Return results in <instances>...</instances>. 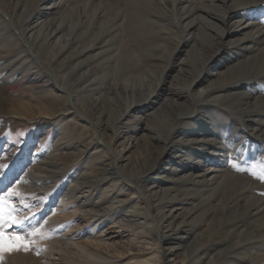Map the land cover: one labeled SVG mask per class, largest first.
Wrapping results in <instances>:
<instances>
[{
  "label": "rangeland",
  "instance_id": "374dc122",
  "mask_svg": "<svg viewBox=\"0 0 264 264\" xmlns=\"http://www.w3.org/2000/svg\"><path fill=\"white\" fill-rule=\"evenodd\" d=\"M42 1L0 0V200L20 222L5 230L29 244L0 264H264V22L249 51L234 43L243 26L222 42L218 30L234 4L264 0ZM138 8L151 36L131 54ZM229 70L242 101L213 102ZM170 136L186 156L174 147L142 175ZM227 160L235 171L205 172ZM170 207L164 239L156 219Z\"/></svg>",
  "mask_w": 264,
  "mask_h": 264
},
{
  "label": "bare ground",
  "instance_id": "6f19581e",
  "mask_svg": "<svg viewBox=\"0 0 264 264\" xmlns=\"http://www.w3.org/2000/svg\"><path fill=\"white\" fill-rule=\"evenodd\" d=\"M45 0H43L42 2H44ZM127 1L128 0H125V3H127ZM179 1V0H178ZM141 1L140 0H135L134 1V3H135V5H137L138 3H140ZM142 3H140L139 5H141ZM214 4V3H213ZM144 6V5H143ZM214 6V5H213ZM246 5H240L239 3H236V4H234V7H232L233 8V13L231 12V13H229V14H227V12L226 13H224V19H225V27H226V30L224 31H222L219 27H218V30H220L222 33H221V36H220V38H219V42H222V41H227V40H230L231 38H233L236 34H239L240 32H239V30H238V28L240 27V26H243V28H244V30H246V32H245V35H244V40L245 41H243V42H241L242 40H236V42H234L235 43V45H236V49L238 50V51H249V49L248 48H251V45H252V43L254 42L255 43V41L257 42V38H260L261 36H263V35H261L262 34V32L260 31V24H262L263 22H264V9H262V8H259L261 5H260V3H251V4H249L248 6H250L251 7V11L250 12H248V11H246L245 9H246V7H245ZM184 7V6H183ZM214 7H218V6H214ZM262 7V6H261ZM38 9V8H37ZM122 9V8H121ZM182 9V8H181ZM237 9H239L238 11H237ZM39 10V9H38ZM119 10V9H118ZM128 10V9H127ZM177 10H178V8H177ZM248 12V13H247ZM245 14H247L249 17H248V19L243 23V24H241L242 23V19H244L245 18ZM38 15V14H37ZM246 15V16H247ZM132 16V15H131ZM133 16H134V20H135V22L132 24L133 25V29H134V33H132L131 35H128V44H126V45H129V49H131L132 51H130V52H132L131 54H135L137 51H139V49H140V45L142 44V43H145L146 42V40L147 39H149L150 38V36H151V33H150V31L149 30H146L145 28H144V22H146V19H147V23L150 25V23H149V19H150V16L149 15H147V14H145V13H143V11H142V8H138V10H134L133 11ZM242 17V18H241ZM183 19H182V22H181V25H183V32H185V33H188L191 29H190V27H191V25L188 23V21H189V19H188V21H187V18H185V17H182ZM190 22V21H189ZM121 24V23H120ZM154 25L156 24V23H153ZM120 26H122V25H120ZM151 26V25H150ZM264 26V25H263ZM121 28H123V27H121ZM31 29V28H30ZM259 29V30H258ZM29 30V29H28ZM264 30V29H263ZM262 30V31H263ZM171 33V32H170ZM33 35V34H32ZM173 36V35H172ZM31 37V34L30 35H28L27 37L25 36V38H26V40H29V38ZM185 39V38H184ZM138 40H140V42L139 43H136V41H138ZM172 41H173V39H172ZM148 42V41H147ZM174 42V41H173ZM184 42V41H183ZM187 42V41H186ZM136 44H138V48H135V45ZM93 47V46H92ZM128 47V46H127ZM144 47H146V46H144ZM118 49V48H117ZM143 49V48H142ZM117 51V50H116ZM140 52H138V53H136V54H139ZM105 54V56H107V52L106 53H104ZM110 56V55H109ZM112 56V55H111ZM113 56H115V58H116V54H114ZM142 56H144V55H142ZM140 57V56H139ZM104 58V57H103ZM113 59H114V57H112ZM129 58V57H128ZM107 59H111V58H107ZM142 59V58H141ZM104 60H105V58H104ZM144 61V60H143ZM120 62V61H119ZM123 62V61H122ZM128 63V62H127ZM132 63V62H131ZM145 63H146V61H145ZM101 64V63H100ZM111 64V63H110ZM109 64V65H110ZM125 64V63H124ZM104 65V64H103ZM102 65V66H103ZM108 65V64H107ZM108 65V66H109ZM119 65V64H118ZM112 66V65H111ZM114 66V65H113ZM113 66H112V70H113ZM104 67V66H103ZM117 67V66H116ZM144 67V66H143ZM105 68H107V67H105ZM109 69H110V67H109ZM141 69V68H140ZM104 70V69H103ZM107 70V69H106ZM106 70H104V71H106ZM232 70V69H231ZM231 70H229V71H227L226 73H224L223 75H222V79L220 80V84H222L221 86H219L218 88H219V90H215V89H211L210 88V86L213 84V82H209L208 83V85L206 86V87H203L202 89H201V94H203V93H205L206 91H209V90H212V91H216V92H212V95L210 96V98H211V100H213V102H216L217 100H220L221 98H223V97H236V99H238V100H241L242 101V99L240 98L242 95H240V93H239V91L241 90V89H244L243 87H242V85H241V83L239 82V81H230V82H227V83H224L228 78H225L226 77V75H227V73L228 72H230ZM108 71H110V70H108ZM136 72H138V71H136ZM135 73V72H134ZM141 73H143V72H141ZM107 74V73H106ZM130 74H132V72L130 73ZM130 74L128 75V76H130ZM140 74V73H139ZM218 74V73H217ZM259 77H258V81H260L261 79H264V70L263 71H260L259 72ZM202 77H200V78H197V79H195L192 83H191V85L189 86V88L187 87V90L189 89V91H190V93H191V91L193 92V86L194 87H196L202 80ZM51 79L49 78V76H47V81H50ZM127 80H129V79H127ZM126 80V81H127ZM125 81V82H126ZM264 82V81H263ZM50 88H49V91H48V93L49 94H53L54 96L56 95L57 96V98H59V95L58 94H56L55 93V91H57L58 93H60V94H62V95H64V93H63V90L58 86V84H57V80H56V84H55V87H52L51 85H48ZM56 88V89H55ZM230 92H234V93H230ZM209 93V92H208ZM155 93H154V90H152V92L149 94V97L148 98H150V96H152V95H154ZM206 95H207V93H206ZM260 96V95H259ZM148 98H146V100H144V101H142V102H140V103H143V104H140V103H137V102H132V103H130L128 106H127V112H126V116H128V115H130L131 113H133V112H135L136 111V109H138L139 107H143V105L146 103V101L148 100ZM208 98V97H207ZM78 100V98H76V101ZM255 100V99H254ZM72 101H73V98H72ZM244 101V100H243ZM68 102V101H67ZM149 102V101H148ZM173 102L176 104L177 103V100L176 99H173ZM139 104V105H138ZM250 104V103H249ZM246 105V104H245ZM256 105V104H255ZM203 107H205L204 106V104H203ZM208 109H214L213 107H210V106H206ZM247 108H248V106H246ZM142 109V108H141ZM264 109H259V110H257V111H263ZM140 111V110H139ZM143 111V110H142ZM232 111V110H231ZM256 112V111H255ZM140 113V112H139ZM233 115L234 116H236V114L235 113H233ZM126 116H124V117H126ZM182 121V120H181ZM82 124H84V127H87V124L86 123H84V122H82ZM97 127V126H96ZM97 129H98V127H97ZM262 131V130H261ZM98 132H100V131H98ZM119 134V133H118ZM117 133H116V135H114L113 134V136H119ZM251 134V133H250ZM261 136H263V135H261V134H258L257 135V138H262ZM120 137V136H119ZM264 137V136H263ZM39 141H36L35 143H36V145L37 146H39L37 143H38ZM40 143V142H39ZM166 143H168V144H166ZM185 143L186 142H179V143H175V141H173V139H172V137L170 136L169 137V139H167V140H165V142H164V146H163V153H161V155L160 156H158V158L155 160V161H153L152 163H149L148 162V167L147 168H145L146 170H144L143 171V173H142V175L143 174H147V178H149V175L153 172V171H157L158 169H159V167L161 166V164H162V161H163V159H164V155H167L168 154V152L172 149V148H174V147H178V149L180 150L179 151V153L180 154H183V156H186V154L184 153V149H185V147H187V145H185ZM188 143H191L190 142V140L188 141ZM166 144V145H165ZM214 144V143H213ZM215 145V144H214ZM218 145V144H217ZM221 145V144H220ZM54 147H57L56 145H54ZM235 148V147H234ZM210 149V148H209ZM233 150V149H232ZM225 152V151H224ZM170 153V152H169ZM229 153V152H228ZM211 154V153H210ZM209 154V155H210ZM235 154V153H234ZM218 155V154H217ZM224 155V154H223ZM208 156V155H207ZM261 156V155H260ZM263 156V155H262ZM261 156V157H262ZM167 158V157H166ZM231 158V157H230ZM240 158H241V156H240ZM254 158V157H253ZM258 158V157H257ZM264 158V157H263ZM119 159V158H118ZM208 159V158H207ZM206 159V160H207ZM236 160V159H235ZM235 160H233V161H235ZM230 161H231V159H230ZM229 160H227V161H222V162H218V164H217V162H214V161H208L209 162V168H205V172L207 173V174H209V173H219V172H222V171H226V172H233V171H235L236 170V168H237V164H233V163H235V162H230ZM257 161V160H256ZM260 161H263V160H260ZM202 162H203V160H202ZM253 163V162H252ZM193 165H198V167H200L203 163H201V161L200 160H198L197 162H194V163H192ZM251 164V163H250ZM258 164V163H257ZM256 165V164H255ZM242 166H243V164H242ZM264 166V165H263ZM204 167H206V165L204 166ZM250 167H251V165H250ZM182 168H184L183 166H180V169H182ZM239 168V167H238ZM257 169V168H256ZM262 169V168H261ZM191 170H193V166H191V168H190V171ZM259 170V169H258ZM146 171V172H145ZM145 172V173H144ZM175 172V171H174ZM176 173V172H175ZM141 175V176H142ZM140 176V177H141ZM187 176V175H186ZM185 176V178L183 179V181L184 182H193V179L190 177H188V179H187V177ZM190 176H192V174L190 175ZM144 178V177H143ZM127 188V187H126ZM144 191H146V190H144ZM248 192V191H247ZM247 194V193H246ZM143 195H144V193H143ZM248 195V194H247ZM147 197V196H146ZM248 197V196H247ZM150 207H151V205H150ZM129 208H132V210L130 211H128L129 212V214H135V213H139V212H137L136 210H137V208H135V207H129ZM152 208V207H151ZM150 208V209H151ZM128 210V209H127ZM139 210V209H138ZM157 210V209H156ZM155 210V211H156ZM159 210V209H158ZM160 210H161V208H160ZM120 212H126L127 213V211H124V210H119ZM169 212L168 213H166L164 210H162L161 211V219L160 218H158V219H160V220H158L157 221V219H156V227H157V230L159 231V233L162 235V238H164V239H166V236H165V231L167 230V228L169 229V227H168V225L169 224H172V223H170V221H172V220H174V216H173V213H172V207H170L169 208V210H168ZM117 214V213H116ZM128 214V213H127ZM140 214V213H139ZM158 214L160 215V213L158 212ZM122 215V214H121ZM141 215V214H140ZM187 215V214H186ZM157 217H159V216H157ZM147 220H148V218H147ZM169 223V224H166V223ZM166 224V225H165ZM169 226H171V225H169ZM162 229H166L164 232H163V230ZM180 229V228H179ZM170 230V229H169ZM173 231V230H172ZM168 237V236H167ZM163 239V240H164ZM199 248H203V246H200ZM205 248V247H204Z\"/></svg>",
  "mask_w": 264,
  "mask_h": 264
},
{
  "label": "snow or ice",
  "instance_id": "6c2138e0",
  "mask_svg": "<svg viewBox=\"0 0 264 264\" xmlns=\"http://www.w3.org/2000/svg\"><path fill=\"white\" fill-rule=\"evenodd\" d=\"M7 165H0V169L7 168ZM5 202L0 200V254L4 252H11L18 250L20 247L27 249L29 244L25 241V238L20 234L9 235L5 230V224L11 223L13 225L19 224L15 217L9 215L5 219L4 215Z\"/></svg>",
  "mask_w": 264,
  "mask_h": 264
}]
</instances>
